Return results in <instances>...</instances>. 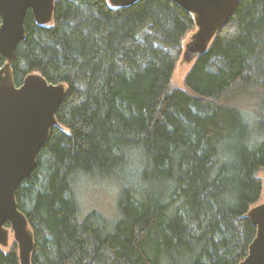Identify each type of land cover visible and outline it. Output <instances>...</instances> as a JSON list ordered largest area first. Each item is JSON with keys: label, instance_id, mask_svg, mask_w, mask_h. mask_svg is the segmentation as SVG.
<instances>
[{"label": "trees", "instance_id": "trees-1", "mask_svg": "<svg viewBox=\"0 0 264 264\" xmlns=\"http://www.w3.org/2000/svg\"><path fill=\"white\" fill-rule=\"evenodd\" d=\"M195 28L171 0H56L45 25L27 12L13 83L40 74L67 90L15 194L31 264L245 259L264 172V0L239 1L181 90L172 78ZM97 184L116 190L115 219L80 218L78 195ZM0 264H19L15 242Z\"/></svg>", "mask_w": 264, "mask_h": 264}, {"label": "water", "instance_id": "water-1", "mask_svg": "<svg viewBox=\"0 0 264 264\" xmlns=\"http://www.w3.org/2000/svg\"><path fill=\"white\" fill-rule=\"evenodd\" d=\"M56 0H0V54L8 61L0 68V246L11 230L17 244L19 264H31L33 233L19 211L16 190L33 171L39 150L57 123L56 112L67 90L64 84L49 83L40 74H30L20 86L13 83L9 64L25 38L28 11L42 25L53 19ZM140 0H109L114 7H129ZM194 17L195 50H207L240 0H171ZM256 234L248 254L239 264H264V204L248 211Z\"/></svg>", "mask_w": 264, "mask_h": 264}, {"label": "rangeland", "instance_id": "rangeland-1", "mask_svg": "<svg viewBox=\"0 0 264 264\" xmlns=\"http://www.w3.org/2000/svg\"><path fill=\"white\" fill-rule=\"evenodd\" d=\"M48 24H51V22ZM195 33L196 28L189 32L184 38L182 42V54L176 65L172 78V83L181 90H185L184 78L199 55V53L195 50L194 45ZM258 175L262 180L263 185L261 199L256 205H262L264 204V172H260ZM116 196V190L111 186H102L99 184L86 186L78 195L80 200V218L86 217L89 213L97 212L111 220L115 219ZM7 231L8 241L5 245L0 246V248L5 252L10 249L15 242L12 231Z\"/></svg>", "mask_w": 264, "mask_h": 264}, {"label": "flooded vegetation", "instance_id": "flooded-vegetation-1", "mask_svg": "<svg viewBox=\"0 0 264 264\" xmlns=\"http://www.w3.org/2000/svg\"><path fill=\"white\" fill-rule=\"evenodd\" d=\"M4 58V57H3ZM4 60H5V63L2 65V67L5 65V64H8V61H6V59L4 58ZM11 64H12V62H11ZM11 64H9V67H8V72H10V75H11ZM2 67H0V68H2ZM12 77V76H11ZM26 79V78H25ZM24 79V80H25ZM23 80V81H24ZM23 83V82H22Z\"/></svg>", "mask_w": 264, "mask_h": 264}]
</instances>
